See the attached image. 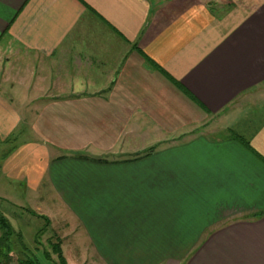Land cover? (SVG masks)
Segmentation results:
<instances>
[{
    "label": "crops",
    "instance_id": "1",
    "mask_svg": "<svg viewBox=\"0 0 264 264\" xmlns=\"http://www.w3.org/2000/svg\"><path fill=\"white\" fill-rule=\"evenodd\" d=\"M263 88L264 0H0V200L101 264H264Z\"/></svg>",
    "mask_w": 264,
    "mask_h": 264
},
{
    "label": "rangeland",
    "instance_id": "2",
    "mask_svg": "<svg viewBox=\"0 0 264 264\" xmlns=\"http://www.w3.org/2000/svg\"><path fill=\"white\" fill-rule=\"evenodd\" d=\"M259 94H262V91ZM262 95L257 96L256 94L259 101H262V97H264ZM245 109L248 112L251 108ZM224 122L219 124L225 125ZM24 140H34V137L27 133L24 135ZM0 197L10 199L4 193H0ZM44 205V213L51 215L49 218H43V216L37 218L38 215L37 217L31 216V218L24 215L23 218H19L20 211L18 209H14L5 201L0 200V249L7 248L19 260L30 258L38 264H55L58 262V258L52 254L51 245L58 244L61 248V255L67 264H93L94 261H98L99 256L94 251L83 247L82 241L76 239L78 235L72 233L71 227H62V219L57 215L58 211L49 210V202ZM23 206L26 204L24 203ZM27 217L30 218V221ZM15 232L20 234L17 235L18 233ZM45 252L51 254V259H47ZM98 252L100 253V251ZM96 264H101V261Z\"/></svg>",
    "mask_w": 264,
    "mask_h": 264
},
{
    "label": "trees",
    "instance_id": "3",
    "mask_svg": "<svg viewBox=\"0 0 264 264\" xmlns=\"http://www.w3.org/2000/svg\"><path fill=\"white\" fill-rule=\"evenodd\" d=\"M174 84L183 90V88L177 83V82H174ZM184 91V90H183ZM240 141H243V139L239 138ZM30 214L34 215V216H37L36 214H34L33 212H31ZM44 218V217H43ZM51 252L53 255L57 256L58 258V262H55V264H66V262L64 261L62 255H61V248H60V245L58 244H54L53 246L51 245ZM1 252H6V257H7V253H9V250L7 248H3L0 250ZM45 255L47 257V259H51V254L50 253H47L45 252ZM18 264H38L37 262L31 260L30 258H26L22 261H19Z\"/></svg>",
    "mask_w": 264,
    "mask_h": 264
}]
</instances>
